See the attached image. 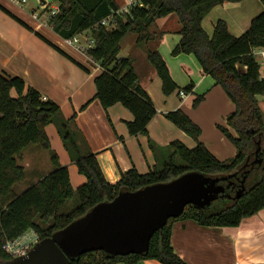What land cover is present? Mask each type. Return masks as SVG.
<instances>
[{
	"label": "trees",
	"instance_id": "1",
	"mask_svg": "<svg viewBox=\"0 0 264 264\" xmlns=\"http://www.w3.org/2000/svg\"><path fill=\"white\" fill-rule=\"evenodd\" d=\"M55 1L59 9L49 24L64 39L83 32L94 38L95 45L85 53L102 69L95 78L96 98L104 109L121 103L132 112L134 119L128 122L131 136L148 134L149 123L157 115V109L139 82L133 59L120 56L121 42L128 34H136L137 44L146 47L153 38L150 28L156 20L177 15L181 38L172 54L195 56L202 71L221 86L235 105V110L226 117V125L219 124L218 128L235 146L237 153L235 157L219 160L200 140V126L178 108L165 116L193 138L196 146L189 148L174 141L165 149L162 166L160 161L146 174L133 168L122 173L118 182L110 183L97 154L90 150L77 126L76 115L65 118L58 103L27 85L22 77L0 72V261L10 259L3 249L6 242L29 230L36 232L39 240L50 237L97 204L113 200L121 189L137 191L191 171L211 177H227V189L231 191L229 198L216 202L206 211L187 205L178 217L170 218L163 229L153 235L147 255L131 253L111 257L103 251H94L71 261V264H142L145 260H157L161 264H189L172 246L175 222L194 220L202 226L236 227L244 218L264 208V112L258 99L264 96V77L256 55L257 50L264 49V0H261L263 11L252 19L240 36L231 33L223 19L215 23L212 36L202 23L215 6L244 0H142L143 5L133 8L130 15L116 16L112 28L102 25L101 21L118 10L117 0ZM0 8L13 16L1 5ZM55 48L85 70L60 48ZM147 59L157 71L165 95L194 91L193 82L183 88L178 86L159 50L147 48ZM205 96L197 95L193 107L197 108ZM52 123L60 128L72 161L86 178V182L75 190L68 167L60 163L57 153L51 149L46 127ZM30 145L48 150L53 168L17 194L15 188L26 178V169L18 159ZM75 195L79 198L78 205L71 212L63 213L61 208ZM231 197L232 202L227 203Z\"/></svg>",
	"mask_w": 264,
	"mask_h": 264
},
{
	"label": "crops",
	"instance_id": "2",
	"mask_svg": "<svg viewBox=\"0 0 264 264\" xmlns=\"http://www.w3.org/2000/svg\"><path fill=\"white\" fill-rule=\"evenodd\" d=\"M52 1H37L40 14L39 18L35 19L33 13L36 9L32 8V16H29L16 7L26 1L0 0V5L18 19L0 8V72L11 77H22L27 85L35 87L45 97L58 103L65 118L76 115L75 122L87 140L90 150L97 154L99 164L110 183L118 182L122 173L133 168L141 174L149 173L159 165L166 147L174 141H180L189 148L196 146L197 142L193 138L165 116L178 108L201 126L200 140L219 160L224 161L236 156L235 146L218 128L219 124L226 125L227 115L235 110V105L221 86L202 71L199 63L196 64L190 59L191 54H180L182 63H191V67L186 69L195 84L193 93L204 91L201 94H206L200 105L212 98L216 103L219 101L225 105L224 112L221 111L213 117L211 133L206 135L200 119L194 116L195 110L191 101L186 103L190 93L185 98H181L178 91L165 95L155 68L151 64L139 63L137 50L144 60L147 59V54L137 45V39L127 42L126 54L122 57L133 59L139 82L152 99L157 115L149 123L147 135L131 136L128 122L134 119L132 112L121 103L104 109L96 98L95 78L102 73L100 65L76 46L69 44L70 49L65 48L61 42H66V39L54 32L49 24V13L52 8L58 6H53ZM262 11L261 0L227 2L215 6L205 16L202 24L211 36L210 31H213V28L210 30V23L213 27L218 19H223L231 33L240 36L248 29L252 19ZM153 30L155 49L163 55L177 83L172 51L181 38L178 33V21L174 27L165 22L156 25ZM52 44L83 65L85 70L60 53ZM261 74L264 77V65L261 66ZM258 99L264 112V96H259ZM230 130L236 135L233 128ZM46 132L51 149L57 153L60 163L71 170L74 169L76 164L60 142L54 123L46 127ZM75 177L76 181L81 183L78 186L86 182L85 176ZM171 242L175 252L189 264H264V208L257 214L244 218L236 227L202 226L194 220L177 221L172 227ZM142 264L161 263L145 260Z\"/></svg>",
	"mask_w": 264,
	"mask_h": 264
},
{
	"label": "water",
	"instance_id": "3",
	"mask_svg": "<svg viewBox=\"0 0 264 264\" xmlns=\"http://www.w3.org/2000/svg\"><path fill=\"white\" fill-rule=\"evenodd\" d=\"M226 181L227 177L191 171L137 191L121 189L113 200L97 204L50 237L38 240L28 255L0 264H71L94 251L111 257L147 255L153 235L187 205L206 211L229 198Z\"/></svg>",
	"mask_w": 264,
	"mask_h": 264
},
{
	"label": "rangeland",
	"instance_id": "4",
	"mask_svg": "<svg viewBox=\"0 0 264 264\" xmlns=\"http://www.w3.org/2000/svg\"><path fill=\"white\" fill-rule=\"evenodd\" d=\"M11 1L13 2V0H11ZM37 1L38 0H26V3L21 4V5H24V6H21V5L18 6L16 4H14V5H16V7L18 9L25 11V13L27 15H29V16H32V8L36 9L37 11H35V13H37V15H39L40 14V8L37 7V5H38ZM50 1H52V0H47V2H50ZM117 1L120 2L121 4L123 2H125L124 0H117ZM52 5L55 6V5H58V3L53 0L52 1ZM177 21H178V27H179L180 26L179 18L175 14H171L168 17H165V18H162V19H158L154 23V25L150 28V32L153 33V31H154L153 29L156 27V25H160V23H165L166 22L168 24V26L174 27V26L177 25ZM215 23H214V25H215ZM214 25L212 27V25L210 23V30H212V28H213V31H214ZM213 31H210L211 32V36L213 34ZM85 36L86 35L81 36L80 39L82 41H85V39H86ZM132 39H134V41H135V39H137V35L128 34L126 36V38L123 40L122 43H123L124 46H123V50H122V47H121V55L120 56H122V55L124 56L126 54L125 53L126 52L125 49L127 47V42L128 41H132ZM62 41L63 42H61V43L63 44V46L65 48L67 47L68 49H70L69 47L71 45L69 46V44L67 42H65L64 40H62ZM136 43H137V41H136ZM155 44H156L155 39H151L148 47L140 46L138 44L137 45L139 47L143 48V51L145 50V52L147 54V48L155 50V48H156ZM136 54H137V57L139 59V63L140 64L146 63L147 65L148 64L150 65L148 59H146L147 60L146 61V60L143 59L142 55H140V51L139 50H137ZM179 56L180 55H176V56L173 55V60H174L173 68L175 70V74H176V78H177L176 81H177L178 85H180L183 88L184 86H186L190 82H192V80H191L192 77H190V75L187 73V69H186V68H190L191 67V63H182L183 62V60H182L183 58H179ZM182 57H186V56H182ZM189 57H190V59H192V61L194 63H196V62L198 63V61L195 58V56L191 55ZM144 61H146V62H144ZM204 90H206V89H204ZM202 92H204V91H200V92H198L196 94H194L193 92L190 93V97L188 98L186 103L189 104L190 101H191V105H192V103H193L194 99L196 98V96L201 94ZM187 94H189V93H187ZM192 108L195 110L194 116L200 119V121H201V123L203 125V128H204V131L206 132V135H210V133H211L210 129L212 128L213 117L217 113H220L221 111L224 112L225 105L220 103L219 101L216 103L215 100L212 98L209 101H207L205 104L199 105L197 108H194L193 105H192ZM196 124L198 126H200L198 123H196ZM54 125H55L56 132H58V135L60 136L59 137L60 138V142L63 144V146L68 151L67 146H66V141L64 140V138H63V136L61 134L60 128L58 127V125L56 123H54ZM200 128H201V126H200ZM68 153H69V156H71L70 151H68ZM50 157H51L50 156V152L48 150H45V149H43V148H41L40 146H37V145H30V146H28L27 148H25L23 150V152L21 153V155L19 157L20 159H18V162H19L20 165H23L25 167V169H26V178L20 185H18L15 188V192L17 194H20V193L24 192L26 189H28L35 182V180L43 177L49 171L52 170L53 166H52V163L50 161L51 160ZM28 162H29V164H28ZM179 162H181V161H179ZM162 164L163 163L161 161L160 166H162ZM68 169H69V167H68ZM71 171L73 172V174H71ZM69 175H70L71 185H72V187L75 190L76 187L79 184H81V183H78L79 181L78 182L76 181L77 179H76L75 175H80V176H84V175L81 174L78 171V168H76V166L72 170L69 169ZM232 200H233V197H231V199L228 200L227 203H229L230 201L232 202ZM78 203H79V198H78L77 195H75L73 197V199L68 201L65 204V206H63L61 208V211L63 213L71 212L78 205ZM155 261H157V260H155ZM157 262H159V261H157Z\"/></svg>",
	"mask_w": 264,
	"mask_h": 264
},
{
	"label": "built area",
	"instance_id": "5",
	"mask_svg": "<svg viewBox=\"0 0 264 264\" xmlns=\"http://www.w3.org/2000/svg\"><path fill=\"white\" fill-rule=\"evenodd\" d=\"M25 2L26 0H22ZM124 4L119 5L118 10L113 11L110 15L102 19L101 24L112 28L116 22V16H126L130 15L133 8L139 7L143 5L142 0H124ZM59 7L56 6L52 8L49 17L51 18L54 14L58 12ZM35 19L39 18L37 13H33ZM85 36V41L80 39L81 36ZM66 42L70 45L76 46L78 49L85 53L86 49L95 45V40L93 37L88 35V32H83L78 35H75L72 38L66 39ZM256 55L259 57L261 66L264 65V49H259L256 51ZM179 95L181 98H185L187 93L184 91H180ZM39 240L38 235L33 230H29L28 232L24 233L22 236L18 237L15 240L8 241L4 244L3 249L10 259L26 256L28 255L29 251L33 248V246Z\"/></svg>",
	"mask_w": 264,
	"mask_h": 264
}]
</instances>
